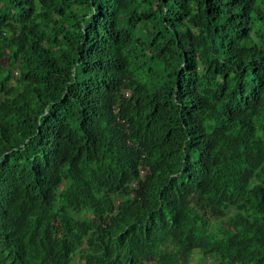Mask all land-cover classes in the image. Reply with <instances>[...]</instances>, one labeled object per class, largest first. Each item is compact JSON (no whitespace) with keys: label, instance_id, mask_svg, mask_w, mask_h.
Here are the masks:
<instances>
[{"label":"trees","instance_id":"trees-1","mask_svg":"<svg viewBox=\"0 0 264 264\" xmlns=\"http://www.w3.org/2000/svg\"><path fill=\"white\" fill-rule=\"evenodd\" d=\"M183 159L204 188L219 177L249 191L214 217L245 214L191 226L202 254L264 264V0H0V264L103 261L93 254L111 242L76 250L71 214L107 207L90 180L131 196L115 216L135 226L189 199Z\"/></svg>","mask_w":264,"mask_h":264},{"label":"clouds","instance_id":"clouds-1","mask_svg":"<svg viewBox=\"0 0 264 264\" xmlns=\"http://www.w3.org/2000/svg\"><path fill=\"white\" fill-rule=\"evenodd\" d=\"M145 171L146 169L140 170L141 177ZM84 173L87 176L91 174L86 171ZM176 173L186 176L188 179L187 192L189 194V199H178L176 203L169 202V207L175 205L178 213L162 214L161 207L142 219L141 222L136 223L135 226L123 223L121 227L118 226L115 213L119 204L122 201L127 203L131 196L121 195L117 190H113V187L96 185L97 181L91 179L90 183L95 186L94 195L107 198V207L102 211L84 209L77 214H71L68 212L69 210L65 211L72 216L77 215L75 219L81 220L80 232L83 234V238L76 250L83 248L88 240L113 243V248L102 245L93 255L100 253V258L103 261L93 258L90 261L92 264H130L131 261H126V253L139 248H143L142 253L146 255V259L140 264H164L168 258L170 264L172 262H176V264H224L218 259H211L208 254H202V249L206 248V242L203 235L197 233L198 230H194L191 226L201 227L205 223L209 227H215L219 224L224 225L225 218L234 211L245 214V210L230 206L225 216L214 217L216 208L224 198L229 196L238 200L239 196L249 193L248 189L239 187L232 191L219 177L213 178L204 188V168H194L191 162L186 163L185 159L182 160ZM176 173L174 172L172 176H175ZM192 180L200 183L198 190L190 184ZM135 184L134 181L130 186H135ZM61 187L62 183L56 187L55 193L61 191ZM177 214L184 218L186 224H181L173 219ZM59 219V217L53 216L51 223L59 225L61 222ZM178 226H184L185 231L179 232L176 228ZM130 227L132 230L128 232ZM181 251H185L182 257L174 254ZM7 255L16 257L14 253ZM201 257H203L202 260ZM2 259L3 264H16L8 256L2 255ZM86 260L80 253H76L70 261L72 264H77V262L87 264Z\"/></svg>","mask_w":264,"mask_h":264},{"label":"rangeland","instance_id":"rangeland-1","mask_svg":"<svg viewBox=\"0 0 264 264\" xmlns=\"http://www.w3.org/2000/svg\"><path fill=\"white\" fill-rule=\"evenodd\" d=\"M77 264H81L80 262H77Z\"/></svg>","mask_w":264,"mask_h":264}]
</instances>
